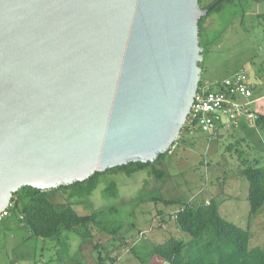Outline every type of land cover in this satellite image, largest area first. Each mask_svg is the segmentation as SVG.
Segmentation results:
<instances>
[{
  "label": "water",
  "instance_id": "95a60500",
  "mask_svg": "<svg viewBox=\"0 0 264 264\" xmlns=\"http://www.w3.org/2000/svg\"><path fill=\"white\" fill-rule=\"evenodd\" d=\"M220 0H0V214L41 190L150 162L202 78L200 19Z\"/></svg>",
  "mask_w": 264,
  "mask_h": 264
},
{
  "label": "rangeland",
  "instance_id": "374dc122",
  "mask_svg": "<svg viewBox=\"0 0 264 264\" xmlns=\"http://www.w3.org/2000/svg\"><path fill=\"white\" fill-rule=\"evenodd\" d=\"M204 27L207 30L202 33ZM200 42L204 47L202 77L216 79L226 68L244 64L256 83L257 99L251 107L264 115V0H237L219 12H211L203 24ZM192 131L186 139V132L180 133L169 153L154 161L164 171L161 178L151 167L132 176L103 171L89 201L73 205L79 214L96 213L97 219L110 226L122 225L116 238L93 224V235L87 239L74 231L42 238L25 226L8 227L6 218L0 217V264H97L98 253L105 257L103 264H116L111 257L117 264H141L129 248L132 244L160 243L170 236L190 239L175 223L181 204L165 205L164 214H160L162 203L154 198L196 203L210 196L224 199L221 214L242 227L251 222V247L264 249V207L249 220L248 181L240 173L247 164L264 167V129L258 124L242 126L217 137ZM112 181L117 186L114 194L107 190ZM57 200L63 197L58 195ZM113 206L116 210L110 211ZM81 253H94L95 257L88 254L89 262ZM150 264L167 263L154 258Z\"/></svg>",
  "mask_w": 264,
  "mask_h": 264
},
{
  "label": "trees",
  "instance_id": "16d2710c",
  "mask_svg": "<svg viewBox=\"0 0 264 264\" xmlns=\"http://www.w3.org/2000/svg\"><path fill=\"white\" fill-rule=\"evenodd\" d=\"M203 1L199 0L201 6L207 7L217 0H212L207 5ZM235 2L236 0H220L207 15L203 16L199 23L200 35L203 24L211 12H219L226 4ZM229 74L232 73L229 68H226L219 79ZM203 80L202 77L200 84ZM256 124L264 129L263 114H259ZM186 130L189 128L185 124L181 134ZM176 142L177 140L172 146ZM169 151L170 149L166 153L160 154L156 161L163 158ZM155 162H130L106 171H122L127 176H132L140 170L151 167L152 172L161 178L164 171L158 168ZM102 173L96 172L84 181L48 190L23 186L14 193L11 201L13 206L8 211H19V214L23 216L22 221L30 232L38 237H60L66 231H74L83 238H88L93 235L91 227L93 224L100 230L111 234L112 238H116V234L123 227L122 225L110 226L105 220L97 219L96 213L81 215L73 208L74 204H83L89 201ZM240 173L248 181L250 220L264 207V167L258 164H247L240 170ZM116 189L114 181L107 187L111 194H114ZM17 195L18 198H16ZM58 195L63 197L62 201L57 200ZM154 200L162 203V207L158 210L160 214H164L165 205L181 204L174 216L175 223L178 228L190 235V239L170 236L160 243L132 244L129 248L141 264H150L154 258L167 264H264V249L259 246H250L251 222L246 227H242L225 218L219 209L222 199L213 197L208 202L198 203L161 198L159 200L154 198ZM113 210H116L115 206L110 208V211ZM111 260L115 261L116 258L111 257ZM104 261L105 258L99 254L97 264H103Z\"/></svg>",
  "mask_w": 264,
  "mask_h": 264
},
{
  "label": "built area",
  "instance_id": "2783aa9c",
  "mask_svg": "<svg viewBox=\"0 0 264 264\" xmlns=\"http://www.w3.org/2000/svg\"><path fill=\"white\" fill-rule=\"evenodd\" d=\"M252 95L253 90L243 68L223 79L203 80L197 89L186 125L189 130L197 129L208 135L220 129L230 131L242 123L254 125L259 114L251 107ZM12 206L11 202L0 217L7 216ZM20 217L23 216L20 214Z\"/></svg>",
  "mask_w": 264,
  "mask_h": 264
},
{
  "label": "crops",
  "instance_id": "0c3cea01",
  "mask_svg": "<svg viewBox=\"0 0 264 264\" xmlns=\"http://www.w3.org/2000/svg\"><path fill=\"white\" fill-rule=\"evenodd\" d=\"M236 2H237V0H236ZM236 2L235 3H233V4H236ZM207 29H205V27H204V29H203V32L202 33H204L205 31H206ZM206 49V48H205ZM242 66H244V67H242ZM236 68H238V69H236ZM245 69V71H246V78H247V80H248V83L250 84V87L252 88V90H253V95H252V97H251V100H252V103H251V105L256 101V99H257V97L255 98V87H256V83H255V80L254 79H252L250 76H249V70L246 68V66L244 65V64H238V66L236 65L235 67H230L229 69H230V71H231V73L233 74L234 72H236V71H238V70H240V69ZM232 74H229V75H232ZM229 75H226V76H224V77H221L220 79H223V78H225V77H227V76H229ZM216 79H218L219 80V78H216ZM216 79H209V78H204V80H210V81H213V80H216ZM240 99L241 100H245L243 97H240ZM244 127V126H249V124H246V123H242L240 126H238V127H235L234 129H236V128H239V127ZM194 131H198L197 129L196 130H194ZM186 132V137H185V139L186 138H188L189 137V133H192L193 131L192 130H186L185 131ZM202 132V131H201ZM227 131H225V130H223V129H220V130H218L217 132H215L214 134H211V135H214L215 137H217L218 135H224L225 133H226ZM202 134H205V133H202ZM206 135H208V134H206ZM211 135H208V136H211ZM213 197H217V196H210V198H207L205 201L206 202H208L211 198H213ZM16 198H18V195H17V197ZM225 203V200L224 199H222V203L220 204V207H219V209H220V212H221V209H222V207H223V204ZM235 204V203H234ZM81 215H86V214H81ZM1 218H6V220H7V222H6V225L8 226V227H12V226H18V227H22V226H25V227H27L26 226V224L22 221V219H21V217H20V214H19V211H17V213L15 212V211H10L9 212V214L7 215V216H4V217H1ZM248 225V224H247ZM28 228V227H27ZM253 236V232H251V237ZM89 238V237H88ZM85 239H87V238H85ZM68 241H70L71 242V240H70V238L68 237V239H67ZM87 240H83V242L85 243ZM74 242H76L75 240H74ZM250 242H251V240H250ZM84 243H82V244H84ZM79 246V248H80V246H81V243L78 245ZM250 246H251V243H250ZM253 247V246H252ZM81 249V248H80ZM88 254H90L89 256L90 257H95L94 256V253H81V256H82V258L83 259H87L88 261H89V257H88ZM93 254V255H92ZM99 254H101V253H98V255ZM108 254L109 253H107V255L106 256H108ZM98 255H97V257H98ZM103 257H104V255L103 254H101ZM118 257H120V256H118ZM117 257V258H118ZM105 258V257H104ZM115 258V257H114ZM119 259V258H118ZM116 261V260H115ZM113 261L114 263H118V261ZM90 262V261H89ZM98 262V261H97ZM104 262H106V261H104ZM103 262V263H104ZM90 264H92L91 262H90ZM94 264V263H93Z\"/></svg>",
  "mask_w": 264,
  "mask_h": 264
}]
</instances>
